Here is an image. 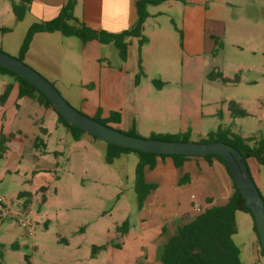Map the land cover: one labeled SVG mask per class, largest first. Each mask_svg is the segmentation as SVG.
<instances>
[{
  "label": "rangeland",
  "instance_id": "374dc122",
  "mask_svg": "<svg viewBox=\"0 0 264 264\" xmlns=\"http://www.w3.org/2000/svg\"><path fill=\"white\" fill-rule=\"evenodd\" d=\"M151 11L165 15L155 16L156 20L149 21L144 36L168 34L175 44H179L171 24L173 22L179 28L181 4L169 2V5L161 4ZM233 13L229 9L224 16L232 18ZM247 20L248 17H245V21L224 39L214 38L213 50L195 57V63L190 62V68L186 62L188 59L184 60L187 69L195 70V73L200 68L207 75L219 71L225 78H236V83L208 81L203 76L201 87L195 88L192 83H177L156 89L149 78L140 80L139 90H135L140 98L159 97L162 109L165 105L172 109V118L160 121L158 133L185 130L181 127L182 119L178 111L173 107L177 97L185 118L184 126L192 131L191 142L205 140L206 134L219 125L243 139L264 136V19ZM29 24L26 20L15 21L10 34L0 32V52L18 58ZM231 26L227 23V30ZM68 39L71 46L66 50L73 55L74 65L64 71L65 82L48 80L37 71L32 64L33 52L29 55L31 61L24 55L23 63L48 80L73 109L92 118L99 102L100 67L115 70L121 61L113 45H87L74 37ZM130 41L138 46L137 39ZM133 57L134 60L139 58L138 53L134 51ZM13 82V78L0 74V95ZM22 99L10 105L13 116H2L0 108V131L8 139V149L0 158V197L17 204L0 210V264H158L161 249L158 236L151 241L156 246L152 249L150 245L143 246L115 229L127 221L129 235L142 228L153 233L161 224L168 229L172 222L174 225L185 223L186 218H193L218 205L216 198H213V203L206 202L212 188L203 185L184 187L185 183L171 187L164 182L151 191L149 200L143 201L139 207L134 188L139 162L137 154H123L107 165L104 161L105 142L88 135L73 141L64 127L56 126L54 116L49 115L44 120L38 114L31 115V119L23 118L26 109H21ZM231 101L245 111L247 117L231 118L228 113ZM140 107L145 115L133 114V117L136 120L140 118L138 134L147 139L153 122L146 114L152 113L148 107ZM217 111L221 119L210 115ZM37 118L42 120L39 126L47 131L45 143L48 154L44 156L32 147L31 139L36 130L34 120ZM117 130L127 132V126H119ZM55 152L59 156L55 157ZM158 167L161 169L162 166ZM154 169L150 171L154 172ZM33 172L43 175L35 176ZM252 179L264 202V167H260ZM40 186L47 187L44 203L40 201ZM23 192L32 195V215L27 217L33 225L32 236H28L17 223L18 206L26 202L25 198H18V194ZM178 201L180 206L176 207ZM173 211L176 213L175 220L170 219ZM235 226L232 241L240 250L241 263L264 264L250 215L236 212ZM143 243L147 245L150 242L145 239ZM13 245L17 247L13 248ZM92 247L102 249L92 255Z\"/></svg>",
  "mask_w": 264,
  "mask_h": 264
},
{
  "label": "crops",
  "instance_id": "0c3cea01",
  "mask_svg": "<svg viewBox=\"0 0 264 264\" xmlns=\"http://www.w3.org/2000/svg\"><path fill=\"white\" fill-rule=\"evenodd\" d=\"M65 1L66 0H0V28L8 29L7 32H1V34H10L13 30L12 25L17 21L11 10V2L15 4L22 2L20 5L24 9V13L20 21L26 20V22L31 25L33 23L50 21L56 18ZM136 1L137 0H76L73 14L75 18L92 29L119 33L130 28L135 23ZM169 2H179L182 6V14L179 17V28L177 29L173 22L171 24L173 26L172 30H175V32H172L174 35L177 34L178 39L179 35L177 31L181 33V45L175 44L172 37L170 35L168 36V34L155 37L153 36L154 33H152L150 36H145L148 41L139 50L138 46L129 40L126 61L120 62L115 70L111 67L106 68L105 66H101L98 71L99 102L95 113L97 109H100L102 114L101 117H106L109 112H120L121 122L114 126L115 129H118L119 126L126 125L127 132L134 127L138 134L140 130V118L138 117L136 120L133 114L145 115L141 112L140 106H144V108L148 107V110L152 113V115L146 114L153 122L148 132L149 136L151 134H160L158 133L160 131L158 129L161 120L164 121L169 120L170 117L172 118L173 112L170 107L165 105L164 109H162L161 98L156 96L151 98H140L139 93H136L135 90H139L138 88L141 85V82H139L138 85L134 84L139 58L145 77L150 79V83L152 79H160L165 85L192 83V86L195 88L201 87L200 82L203 76L205 78L207 77V73H204L201 68L195 73V70L187 69V65H189L190 68V62L195 63V57L213 50L214 38L224 39L228 33H231L234 28L239 27L241 22L245 21V17H248L247 21L249 22L250 20L257 21L258 18L264 19V0H166L162 4L169 5ZM153 8L152 6L147 8L149 18L143 24L142 33L145 32V28L149 21L156 20L155 16L165 15L161 12L154 14L151 11ZM229 9L234 11L232 18H226L224 16V12H227ZM227 23L232 24L229 30L226 28ZM153 30H155V28H153ZM68 38L72 37H64L59 32L35 34L31 40L28 51L25 53V57H28L29 61H31L29 55L33 52L34 57L32 59V64L37 71L48 80L58 83L65 82L66 74L64 71L74 65L72 64V62H74L73 55L66 50L71 46ZM92 43L96 42H87L84 44L89 45ZM134 51L139 55V58L136 57V60H134L133 57ZM186 58L188 61H186ZM184 60L188 62L187 65H185L186 62ZM15 100L17 101V87L13 86L5 104L0 106L2 110L1 114L3 113L2 116H13L10 111V105ZM175 100L173 107L178 111V115L180 119H182L183 126L181 127H185V130H181V132L190 131L191 136V129L184 126L185 118L182 115L179 102H177V97H175ZM21 102H23L21 109H26L23 118L31 119V115L38 114L39 118L44 120L45 117L50 115L51 117L54 116L56 126H60L57 124L56 115L51 108H44L35 100L29 98H24ZM182 103H184L183 98ZM261 111L263 112V110ZM210 115L217 116L218 111L211 112ZM29 116L30 118H28ZM200 116L203 117L202 114ZM39 118L34 120L36 130H34L35 134H33L31 139L32 147L34 146L35 138L39 136V129L43 128L39 126L41 120ZM24 123L25 122H23V124ZM176 133L166 132L163 134ZM46 154H48L47 147L44 155ZM54 156H59V153L55 152ZM246 165L252 178L255 172L261 167L258 165L255 158L246 159ZM158 166H162L160 167L161 169H157L159 168ZM154 168V172L145 168L144 181L146 184L156 185V188L164 182L174 187L181 179L187 178V183L184 184V187L203 185L209 189L212 188L213 191L209 194L210 196L206 198V202L213 203L216 198V200L218 199L217 206L224 205L222 203L228 202L233 194L232 182L225 168L215 159L207 161L201 157H193L185 160L181 167L175 168L171 158H156ZM33 173H36L35 176L43 175L41 172ZM42 187L47 189L46 186H40L38 192ZM27 194H29V197H25V204H27L31 210L30 200L32 199V195L31 193ZM148 200L149 194L144 202ZM177 206H180L179 201L176 204V207ZM165 207L164 205L163 208ZM174 211L170 216L171 220L176 219L174 218L176 216ZM170 224L168 229L164 224H161L160 227H156L157 232L155 231L153 233L148 229L142 228L131 235H129L128 231L125 235L133 241L140 242L143 246L150 245L152 249H155L156 246H154V243H151L152 240L158 236V243H160L162 247L167 240L174 235L176 229L184 223L174 225L172 222ZM145 239L151 244H144L143 242ZM158 264H160L159 261Z\"/></svg>",
  "mask_w": 264,
  "mask_h": 264
},
{
  "label": "trees",
  "instance_id": "16d2710c",
  "mask_svg": "<svg viewBox=\"0 0 264 264\" xmlns=\"http://www.w3.org/2000/svg\"><path fill=\"white\" fill-rule=\"evenodd\" d=\"M165 1L166 0H137L135 2V23L130 28L119 33H110L104 30L92 29L85 23L79 21L73 14L76 0H66L56 18L50 21L33 23L29 26L21 44L17 59L23 62V57L28 51L31 40L35 34L59 32L64 37H74L82 43L96 42L101 45H113L117 50L119 60L121 62H125L130 39H137L138 50L148 41L142 33L143 24L149 18L147 8L151 6H159ZM20 3L15 4L11 2V10L17 21L22 19L24 13V9ZM7 31L8 29L0 28V32L4 33ZM177 33L179 35V44L181 45V33L179 31H177ZM216 44L219 46L221 45L220 43ZM0 74L7 75L14 80L13 84L7 85L3 93L0 95V106L5 104L13 86L16 85L17 100L29 98L35 100L44 108H51L56 115L57 124L66 129L73 141H79L83 136L88 135L82 130L69 125L58 114L56 109L51 105L50 101L28 82L2 67H0ZM144 77L145 73L142 69L139 58L137 62V73L134 77V84L138 85L140 80ZM207 78L210 81L218 80L223 84H233L237 82L236 78L230 80L223 77L219 71L210 72L207 75ZM151 84L156 89H160L165 85L162 81L157 79H152ZM228 112L231 118L247 117V113L240 109L239 106L232 101L228 103ZM101 115V110L97 109L92 119L112 128L121 122V114L118 111L109 112L106 117H101ZM217 117L221 119L220 114L217 115ZM122 133L132 137H140L136 133L134 127H132L128 132ZM46 134V130L40 128L39 136H37L34 140L33 147L39 155L45 154L46 144L44 138ZM90 137L98 140L95 137ZM206 137L207 138L205 140H200L198 142H222L230 145L241 154L245 161L248 158H255L258 165L264 167V136L243 139L239 136L233 135L228 128L219 125L214 131L209 132ZM148 138L171 142H190V131L176 134H151ZM7 142L8 139L0 133V158H2L7 151ZM105 144L106 150L104 161L107 165H111L114 160L118 159L123 154L135 153L138 155L139 162L135 172L136 178L134 188L137 194L139 207H141L147 195L156 188V185L146 184L144 181L145 168L152 170L155 167L156 158H171L175 168L181 167L185 160L193 158L177 155H155L118 147L106 142ZM201 158L207 161L215 159L225 168L226 173L232 182L233 194L224 206H214L204 210L202 213H199L193 218H186L185 220L187 221L179 226L174 235H172L161 247L159 251L160 264H242L240 261V250L232 241V236L236 232V212H242L250 215L253 222L252 229L259 245V254L264 257V253L260 247L259 238L256 233L253 217L249 208L246 207L245 201L239 193L225 162L220 157L213 155L203 156ZM186 181L187 178L181 179L179 184L187 183ZM45 191V187L39 189V192L41 193V203L45 202ZM25 197L28 198L29 194L24 192L18 194V198ZM115 230L121 234H126L128 232V222L124 221ZM12 247L16 248L17 246L13 245ZM100 249H102V247H92V255Z\"/></svg>",
  "mask_w": 264,
  "mask_h": 264
},
{
  "label": "water",
  "instance_id": "95a60500",
  "mask_svg": "<svg viewBox=\"0 0 264 264\" xmlns=\"http://www.w3.org/2000/svg\"><path fill=\"white\" fill-rule=\"evenodd\" d=\"M0 67L14 73L35 87L50 101L58 114L69 125L82 130L84 133L100 141L155 155L188 157L213 155L220 157L228 167L236 187L245 201L246 207L250 210L260 247L264 253V202L249 173L246 161L230 145L222 142H171L126 135L73 109L48 80L25 65L21 60L0 52Z\"/></svg>",
  "mask_w": 264,
  "mask_h": 264
},
{
  "label": "built area",
  "instance_id": "2783aa9c",
  "mask_svg": "<svg viewBox=\"0 0 264 264\" xmlns=\"http://www.w3.org/2000/svg\"><path fill=\"white\" fill-rule=\"evenodd\" d=\"M12 206H17L15 202H8L0 197V210L6 209V207L11 208ZM19 207V212L16 214L18 216L17 223L18 226L23 228L26 231V234L28 236L33 235V225L30 220L27 219L32 212L29 209V206L27 204H21Z\"/></svg>",
  "mask_w": 264,
  "mask_h": 264
}]
</instances>
